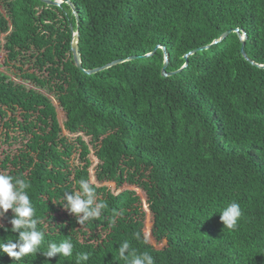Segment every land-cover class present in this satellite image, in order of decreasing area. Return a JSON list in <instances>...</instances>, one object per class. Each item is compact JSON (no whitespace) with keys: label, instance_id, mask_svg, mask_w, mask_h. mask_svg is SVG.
Segmentation results:
<instances>
[{"label":"trees","instance_id":"obj_1","mask_svg":"<svg viewBox=\"0 0 264 264\" xmlns=\"http://www.w3.org/2000/svg\"><path fill=\"white\" fill-rule=\"evenodd\" d=\"M60 1L0 0L4 63L34 86L0 73V174L30 184L44 232L0 264H124V241L154 264H264V0ZM76 33L85 70L135 58L85 74ZM81 180L107 205L83 224L63 199ZM233 201L229 230L218 210ZM12 216L0 241L23 230ZM64 240L71 257L44 255Z\"/></svg>","mask_w":264,"mask_h":264},{"label":"clouds","instance_id":"obj_2","mask_svg":"<svg viewBox=\"0 0 264 264\" xmlns=\"http://www.w3.org/2000/svg\"><path fill=\"white\" fill-rule=\"evenodd\" d=\"M29 187L30 184L23 179L0 174V216L12 209L11 231L16 232L23 229L19 231L17 242L14 243L13 240L0 241V252L7 253L13 260H21L29 254H36L44 243V232L37 228L38 220L34 218L35 209L26 191ZM63 199L68 201L64 206L72 213L77 214L78 217L80 213L84 214L83 217H79L80 224L89 219L99 218L102 210L107 207L106 203L97 202L95 188L86 180L79 182V190H76L74 195L69 194ZM218 211L223 228L235 230L238 227V221L242 216L239 203L230 202ZM139 235V233L136 234L137 239H139ZM43 253L49 258L56 253H60V256L71 257L73 244L69 240H64L59 244L48 242L47 252ZM118 255L124 264H154L153 258L148 252L137 254L128 241H124L120 245ZM88 259V253H80L76 257V264H81Z\"/></svg>","mask_w":264,"mask_h":264},{"label":"water","instance_id":"obj_3","mask_svg":"<svg viewBox=\"0 0 264 264\" xmlns=\"http://www.w3.org/2000/svg\"><path fill=\"white\" fill-rule=\"evenodd\" d=\"M46 4H49V5H55V6H59L61 4V1L60 0H40ZM73 7V5H71ZM77 17V15H76ZM231 31H226L225 33H223L220 37V39H224ZM76 37H77V33L75 34V38H74V41H73V44L71 46V52H72V56H73V60H74V63L76 65V67L79 69V70H82L85 74H93V73H96V72H99V71H102V70H105L107 68H110L114 65H117V64H120V63H123L127 60H131V59H134L135 57H129V58H126V59H117V60H114L106 65H103L101 67H97V68H94V69H90V70H85L83 67H82V64H81V58H80V53H79V50H78V46H77V40H76ZM240 40H241V44H242V47H241V53L246 57V54H245V51H244V45H245V40H246V36L243 35V36H240ZM217 43V41L215 42ZM157 46L152 50V53L153 54L156 50H157ZM209 48V46H205V47H200V48H197L191 52H189L188 54L185 55V58H187L189 55H192L193 53H195L196 51H201V50H204V49H207ZM163 51H164V54H165V62H164V65H163V75L164 76H168V75H171L175 72H171V73H165L164 72V69L166 68L167 64H168V55L165 51V48L163 47ZM149 56V55H147ZM187 63V61H186ZM185 63V65H186ZM261 67H264V65H262Z\"/></svg>","mask_w":264,"mask_h":264},{"label":"rangeland","instance_id":"obj_4","mask_svg":"<svg viewBox=\"0 0 264 264\" xmlns=\"http://www.w3.org/2000/svg\"><path fill=\"white\" fill-rule=\"evenodd\" d=\"M4 62H5V55H4V52L1 51L0 52V73L9 76L10 79H12L13 81L22 83L24 86L28 88H34V86L31 85L29 82H26L25 80H22L21 78H19V72L15 68H13L10 65L7 66V64H5ZM27 67L28 66H24V69H26ZM40 92L46 94L51 99V101L55 104V106L57 105L56 100L51 93L47 92L46 90H40ZM56 110L58 113V118L59 120H61V111L58 108V106L56 107ZM90 159L94 162V158L92 155H90ZM109 185L112 187V184H109Z\"/></svg>","mask_w":264,"mask_h":264}]
</instances>
